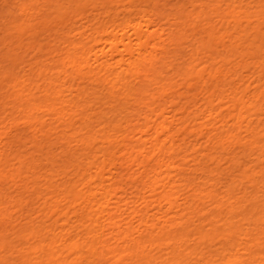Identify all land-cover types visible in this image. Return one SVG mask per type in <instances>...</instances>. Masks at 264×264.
Here are the masks:
<instances>
[{
    "label": "bare ground",
    "instance_id": "obj_1",
    "mask_svg": "<svg viewBox=\"0 0 264 264\" xmlns=\"http://www.w3.org/2000/svg\"><path fill=\"white\" fill-rule=\"evenodd\" d=\"M258 257L264 0H0V264Z\"/></svg>",
    "mask_w": 264,
    "mask_h": 264
},
{
    "label": "rangeland",
    "instance_id": "obj_2",
    "mask_svg": "<svg viewBox=\"0 0 264 264\" xmlns=\"http://www.w3.org/2000/svg\"><path fill=\"white\" fill-rule=\"evenodd\" d=\"M95 16V15H94ZM100 16L102 17L101 19H103L102 21H104V17H103V15H98V18H100ZM133 18H138L139 17V15H131ZM96 17V16H95ZM106 19H105V21L107 20V16L105 17ZM104 21V22H105ZM86 24H88L87 22H86ZM130 33H131V31H129ZM119 55V54H118ZM92 70L95 72V73H98L97 74V76L99 77V78H112V76H110L108 73H107V71L106 70H103V71H100L98 68H97V65H93L92 66ZM111 80V79H110ZM90 81H88L87 82V85L89 86L90 84ZM68 99H70V97H68ZM64 105V104H63ZM62 104H60V108L63 106ZM55 112H45L44 114H43V116H44V119H49V121L51 122V123H54V124H56V125H60V121H55L54 120V118H56L57 117V114H54ZM224 215V214H223ZM238 218H240V215L238 216ZM221 219V218H220ZM208 222V219L207 220H205V223H207ZM221 222L223 223V220L221 219ZM220 222V223H221ZM244 224H245V226H249V225H247L245 222H243ZM207 226L208 225H206V228H207ZM245 226H243L242 225V227L244 228ZM246 228V227H245ZM241 241V240H240ZM243 241L246 243V240L245 239H242V243H243ZM215 242H217V241H215ZM218 243V242H217ZM217 243H216V247H220L221 246V244L219 243L218 245H217ZM245 243H243V246H239V248L240 247H242L243 249H244V246H245ZM242 248H240V250H241V252H244V257H247V254L245 253V250L244 251H242L243 249ZM240 252V253H241ZM248 255H249V253H248ZM258 259L260 260V263H259V260H258V262H257V264H261L262 262H261V259H262V257H258ZM254 264H256V263H254Z\"/></svg>",
    "mask_w": 264,
    "mask_h": 264
}]
</instances>
